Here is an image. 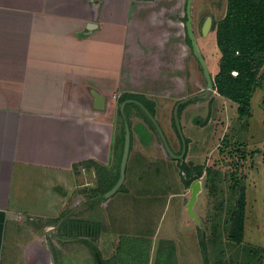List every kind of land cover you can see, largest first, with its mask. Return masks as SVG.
I'll return each instance as SVG.
<instances>
[{
	"label": "rangeland",
	"instance_id": "1",
	"mask_svg": "<svg viewBox=\"0 0 264 264\" xmlns=\"http://www.w3.org/2000/svg\"><path fill=\"white\" fill-rule=\"evenodd\" d=\"M134 1L137 2L131 6L129 29L137 45L128 47L124 54L122 79L132 71L136 81L144 83L135 88L148 94V99L139 94L129 96L151 106L172 151L178 154L180 141L173 123L174 105L202 92L206 86L186 34V0ZM226 4L227 0L192 2L193 31L212 79L220 58L213 26L224 17ZM208 16L212 18L211 26L203 35V23ZM178 44L183 45V51ZM172 77H178L177 82ZM123 98L124 95L116 100V120L122 125L125 120L133 131L124 183L113 196L102 198L103 189L119 173L121 149L115 155L110 153L109 163L102 151L95 177L86 173L84 179L78 178V183L85 180L84 184L90 183L94 190L82 193L83 188L77 189L76 193L83 197L76 204V197H72L75 207L70 203L69 213H64L69 214L73 226L79 224L82 234L68 236L69 243L62 246L64 260L60 262V255L54 258L55 264H98L93 243L101 250L104 264H174L176 249L181 258L182 254H189L184 264H204L199 229L205 235L208 264H264V91L254 92L248 118H239L237 106L218 96L215 89L207 98L187 103L180 117L187 142L182 160L165 154L158 134L139 107L126 105L123 119L119 111ZM184 163L203 168L195 179L202 186L194 206L199 227L185 212L191 184L184 183L180 167ZM124 187L129 189L127 193ZM242 187L246 201L243 238L234 243L228 240V220ZM95 205L100 210L93 208ZM97 228L107 236L112 234L104 242H96L92 233ZM21 234L18 243L24 245L31 237L27 231ZM175 237L178 242L174 248ZM76 238L84 243L76 242ZM56 250L54 246V255ZM37 251L34 247L28 249L30 264L36 263ZM23 256L19 245L14 247L8 242L0 264H25ZM46 262L47 258L42 264Z\"/></svg>",
	"mask_w": 264,
	"mask_h": 264
},
{
	"label": "crops",
	"instance_id": "2",
	"mask_svg": "<svg viewBox=\"0 0 264 264\" xmlns=\"http://www.w3.org/2000/svg\"><path fill=\"white\" fill-rule=\"evenodd\" d=\"M133 2L0 0V263L8 242L21 247L25 264L30 247L38 250L35 264L46 258L55 264L60 255L63 261L62 246L69 243L63 226L70 216L56 226L69 213L72 197L75 204L83 197L77 189L94 190L78 178L95 177L102 151L108 163L122 152L116 100L148 95L135 88L144 83L134 72L125 80L121 75L126 50L137 45L130 33ZM94 95L104 98L103 109H96ZM22 231L31 237L24 245L18 243ZM98 231L96 242L112 234ZM176 242L178 237L174 248ZM187 255L181 258L176 249L174 264H184Z\"/></svg>",
	"mask_w": 264,
	"mask_h": 264
},
{
	"label": "trees",
	"instance_id": "3",
	"mask_svg": "<svg viewBox=\"0 0 264 264\" xmlns=\"http://www.w3.org/2000/svg\"><path fill=\"white\" fill-rule=\"evenodd\" d=\"M213 31L220 54L218 71L213 77L214 89L219 96L237 106L236 112L239 118H248L254 92L257 89L264 91V0H227L225 15L214 23ZM127 99L134 98L126 95L121 103ZM137 101L154 116L147 102L141 99ZM123 134L120 139L121 144H123ZM180 167L184 173L186 186L192 184L203 171L202 167L194 168L191 163L181 164ZM209 173L208 170L207 175ZM118 175L119 173L110 186L103 189L102 195L116 183ZM244 192V188H240L237 203L228 220V240L234 243H240L243 238L246 205ZM73 223L70 220L63 226V233L72 238L82 234L79 224L73 226ZM199 233L203 263L208 264L205 235L201 229ZM86 234H89V231ZM98 235L97 228V231L93 230L92 237L96 239ZM93 253L96 263L104 264L101 254L95 247Z\"/></svg>",
	"mask_w": 264,
	"mask_h": 264
},
{
	"label": "water",
	"instance_id": "4",
	"mask_svg": "<svg viewBox=\"0 0 264 264\" xmlns=\"http://www.w3.org/2000/svg\"><path fill=\"white\" fill-rule=\"evenodd\" d=\"M192 2H193V0H186L185 29H186L187 37H188L189 42H190L191 50H192L196 60L198 61L200 68L203 72V75L205 77L206 86L202 92L190 95L186 98H183V99L179 100L178 102H176L174 105L172 117H173L174 127H175L176 132L178 134V137L182 143V148H181L180 153L175 154L172 151V149H171L161 127L159 126L156 118L148 111V109L142 103H140L139 101H136L134 99H127V100L123 101L119 107V111H120L123 119H124V107L126 105L133 104V105H136L137 107H139V109L144 113V115L150 121V123L154 127L156 133L158 134V137L162 143V147H163L165 154L174 160H182L185 157L186 148H187L186 142H185V139L183 138L181 127H180V112L182 111V108L192 100L207 98L214 91L213 79L210 75L207 64H206V62H205V60H204V58L200 52V49L198 47L197 40H196L194 31H193ZM211 21H212V18L210 16H208L205 19V21L203 23V27H202L203 35H206L207 32L209 31L210 26H211ZM94 98H95L96 109H98V110L103 109L104 98L99 96V95H94ZM123 131H124L123 144H122V152H121L120 163H119L118 179H117L116 183L114 184V186L102 195V198L105 200L110 198L111 196H113L115 193H117V191L122 187L124 180H125L126 166H127V161H128V157H129V153H130V147H131V131H130V127H129L128 123L125 120L123 123ZM201 190H202V186H201V182L199 180H195L194 182H192V184L190 186V195H189L188 201L186 203V210H185L188 218L190 220L194 221L198 225V227L200 226V220L194 212V206H195V203L198 199V195L201 192ZM66 217L67 216H64L61 219V221L56 226V228H58L61 225V223L66 219Z\"/></svg>",
	"mask_w": 264,
	"mask_h": 264
},
{
	"label": "flooded vegetation",
	"instance_id": "5",
	"mask_svg": "<svg viewBox=\"0 0 264 264\" xmlns=\"http://www.w3.org/2000/svg\"><path fill=\"white\" fill-rule=\"evenodd\" d=\"M178 135V134H177ZM179 138V137H178ZM179 141H180V139H179ZM181 148H182V143H181V141H180V151H181ZM180 153V152H179ZM178 153V154H179ZM110 190V189H109Z\"/></svg>",
	"mask_w": 264,
	"mask_h": 264
}]
</instances>
